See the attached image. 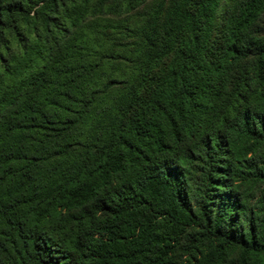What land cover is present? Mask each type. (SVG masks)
<instances>
[{"label":"trees","instance_id":"16d2710c","mask_svg":"<svg viewBox=\"0 0 264 264\" xmlns=\"http://www.w3.org/2000/svg\"><path fill=\"white\" fill-rule=\"evenodd\" d=\"M0 264H264V0H0Z\"/></svg>","mask_w":264,"mask_h":264}]
</instances>
